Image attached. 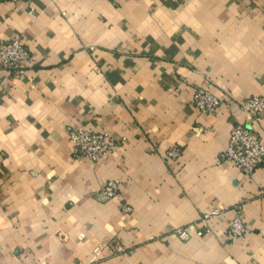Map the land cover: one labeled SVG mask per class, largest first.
Returning <instances> with one entry per match:
<instances>
[{"label":"crops","instance_id":"0c3cea01","mask_svg":"<svg viewBox=\"0 0 264 264\" xmlns=\"http://www.w3.org/2000/svg\"><path fill=\"white\" fill-rule=\"evenodd\" d=\"M13 38L33 66L0 69V264H264V166L246 176L223 154L236 125L264 145V112L239 105L264 100V0L0 2ZM205 88L213 115L192 105ZM76 128L119 147L77 159Z\"/></svg>","mask_w":264,"mask_h":264},{"label":"built area","instance_id":"2783aa9c","mask_svg":"<svg viewBox=\"0 0 264 264\" xmlns=\"http://www.w3.org/2000/svg\"><path fill=\"white\" fill-rule=\"evenodd\" d=\"M25 0H0V2L16 4ZM33 66V58L25 48L19 38H13L7 42L0 43V69L6 72L22 74L25 69ZM224 103L222 99L214 95L208 88L196 92L192 99V105L199 113L213 115L217 108ZM242 110L247 112L253 122H257L262 112H264V100L260 97L251 98L243 103H239ZM228 145L224 151L225 160L230 163L235 170L251 176L253 173L264 166V145L261 143L255 132L236 125L229 131ZM70 143L73 145V155L77 159H86L97 162L111 157L119 144L111 140L105 133H98L76 128L71 130L68 135ZM167 161H175L180 157L179 148L175 147L165 153ZM119 194V185L116 181L107 182L97 194L101 201L114 200ZM121 211L129 214L131 208L124 202L121 204ZM203 221L218 219L221 214L218 212L203 213ZM246 233L243 220L239 213L235 215L227 226L226 236L228 239H238ZM176 237L185 241L189 239L187 229H178ZM201 230L197 231L196 237L203 236Z\"/></svg>","mask_w":264,"mask_h":264}]
</instances>
